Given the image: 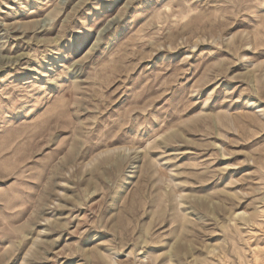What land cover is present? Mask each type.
Listing matches in <instances>:
<instances>
[{
  "label": "rangeland",
  "instance_id": "obj_1",
  "mask_svg": "<svg viewBox=\"0 0 264 264\" xmlns=\"http://www.w3.org/2000/svg\"><path fill=\"white\" fill-rule=\"evenodd\" d=\"M0 264H264V0H0Z\"/></svg>",
  "mask_w": 264,
  "mask_h": 264
}]
</instances>
